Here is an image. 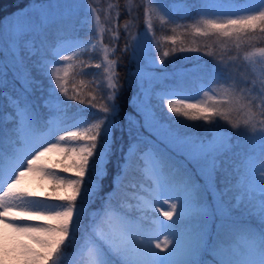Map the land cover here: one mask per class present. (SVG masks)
Listing matches in <instances>:
<instances>
[{"label":"snow or ice","instance_id":"obj_1","mask_svg":"<svg viewBox=\"0 0 264 264\" xmlns=\"http://www.w3.org/2000/svg\"><path fill=\"white\" fill-rule=\"evenodd\" d=\"M83 2L87 4V0ZM142 4L146 30L137 35L129 32L131 59L137 65L131 83L126 92L122 91L124 84L116 71V59L106 55V64L96 62V68L103 67L111 91L101 94L102 105L98 106L97 101L86 106L95 109V114H88L86 108L72 111L69 101L77 97L68 94L60 76V62L79 58L82 50L94 51L102 36L91 22L98 20L94 6L88 4L91 19L84 22L85 35L77 36L78 42L74 41L67 52L53 49L50 57L41 54L37 58L35 44L25 48L30 31L43 30L47 10L43 20L39 14L35 21L29 17L18 30L5 31L0 22V57L7 49L13 60L11 67L0 60V96L5 95L2 89L9 73L23 93L8 97L12 111L8 113L11 127L7 132L0 117V264H63L68 247L81 234L84 241L81 251L87 253L89 264H224L225 253L234 257L231 264H264V127L257 129L251 121H245L244 130L251 127L249 135L261 143L258 164L253 161L245 165L240 173L243 179L235 183L228 182L225 176L223 189L218 187V178L231 136L217 137L216 128L209 129L211 136L198 137L174 129L169 123L168 142L157 137L151 144L129 130L126 146L119 145L115 136L119 124L123 139L121 121L155 136L154 129L163 128L170 118L158 115L154 99L160 103L166 101L167 112L172 117L204 121L207 125L216 124V118L224 115L217 104L235 103L258 115L264 124V79L257 88L254 81L238 78L240 66L226 62L223 57L214 58L211 66L200 69L216 86L210 89L211 103L189 102V97L176 92L161 95L146 86L145 81L151 76L144 71L148 64L156 65L153 53L159 52L151 23L153 10L164 15L163 22L172 25L173 32L184 28L197 36L239 40L257 30L264 33V0L248 6L234 4L232 0H203L195 6L200 11L192 23L169 15L162 0H142ZM111 7L119 12L118 5ZM126 10L131 16L132 10ZM115 38H119L118 33ZM171 43L175 45L176 39L172 38ZM127 49L126 43L124 51ZM178 50L199 52L191 47ZM169 55V51L162 53V57ZM258 56L254 63L264 65V49ZM88 60L91 62L93 57L89 55ZM164 63L163 58L159 59V65ZM67 75L64 70V76ZM44 79L50 90L43 107L49 113H59L65 121L63 128L49 127L47 139L43 138L42 129L50 125L53 116H45L31 99L37 91L43 93ZM216 88L222 90L225 99H215ZM202 91L205 97L209 96V91ZM125 94L131 111L121 115ZM129 116H133L134 124L128 120ZM136 116L141 119L136 120ZM52 153L59 154V161L42 163ZM133 164L141 171L147 169L151 179L150 198L141 200L136 219L122 205H114L109 199L117 191V179ZM109 165H112L110 179ZM33 173L53 182L43 201L36 199L38 193L20 187L25 177ZM68 173L72 175H64ZM97 200L99 207L91 208ZM161 204L167 208L162 209ZM154 213H159L163 220ZM248 220H253L256 227L249 226ZM145 222L153 227L145 229Z\"/></svg>","mask_w":264,"mask_h":264},{"label":"trees","instance_id":"obj_2","mask_svg":"<svg viewBox=\"0 0 264 264\" xmlns=\"http://www.w3.org/2000/svg\"><path fill=\"white\" fill-rule=\"evenodd\" d=\"M33 0H0V22L5 20L7 16L16 13L21 9H25L28 7L30 2ZM128 0H116L118 8L121 13L120 24L125 22L126 15V4ZM170 0H167L169 2ZM174 2H178L181 0H173ZM185 1L186 5L189 7V13L181 14L179 11L174 12L170 10L169 15H172L175 19H181L186 23H192L193 17L200 11L196 5H199L203 2V0H182ZM234 4L241 6L254 5L258 0H232ZM139 16H138V26L143 27L144 22V12L141 7L139 8ZM166 18L161 16L160 14L157 17L153 18V30L156 41H158L159 52L156 53L158 59L163 58L165 60V66L167 69L172 68H180L181 66H185V64L194 62L198 64L197 67L196 80L200 82L202 85L214 87V84H211L208 77L204 72L200 69L205 65L211 66L215 60H219L221 57L226 62H230L235 65H239L241 68V72L239 73L238 78H243L249 81H254L256 87H260L261 79H264V73H261L258 68L252 66L248 59L245 60V57L249 55L250 52L255 50L264 48V33H260L258 30L255 33H251L249 35L242 36L239 40L235 37H217V36H208L202 37L195 35L190 29L185 30L184 28H177L175 32L172 31V25L163 22ZM79 21V14H72L69 17L61 18L59 20H54L50 22L47 26L43 28L39 33H31L30 32V40L32 41V45L35 44L38 53H45L46 55H51V49L58 43L62 38L72 37V36H82L81 33L85 35L87 29L82 25L80 27L81 22ZM78 29V31H77ZM80 29V30H79ZM176 39V44L173 45L171 43V39ZM126 43L128 44L127 51H124ZM180 47H191L198 48L199 55L197 59L191 60H183V53L179 52ZM27 49V46H25ZM163 51H169L170 55L168 57H162ZM205 52L211 53V55H204ZM25 57H27V51L24 52ZM83 60L89 61L88 57L91 55L93 60L91 62H99L100 63V54L96 49L94 52L84 51L78 54ZM117 57V67L116 71L118 73L120 82L124 84V89L122 91L127 90L129 83H131L130 79V70L135 67V63L131 59V52L129 43L125 41L124 38L120 39V43L118 46V50L116 52ZM189 59V58H188ZM11 67L10 65H8ZM92 74H95L96 80L98 81V89L96 92L92 93L88 98L84 100V103L79 104L77 108L85 109L88 104H96L99 101L98 106L104 103L103 100L100 99L102 93L107 92L106 85V77L102 68H93ZM198 74V75H197ZM177 79V78H176ZM175 78L165 79L156 83L155 86L159 87V89H167L169 88L170 82L174 84L177 83ZM181 80L185 82L187 86L192 84L191 75L188 74L184 77H181ZM176 82V83H175ZM195 88L197 89L200 86L199 83H194ZM216 87V86H215ZM5 93L4 96H0V117L4 119L3 130L7 132L11 125L8 123L10 117L8 113L12 111L9 106L8 97L11 95H23L21 89L18 84L15 83L13 79L12 73H9L7 76V80L5 82V87L2 89ZM157 92L156 90H154ZM158 93V92H157ZM162 95V94H161ZM93 96L96 97V100H93ZM39 92L37 91L31 97L32 101L39 105ZM123 103V112L131 111L127 105V95L125 94L122 97ZM154 104H157V113L159 116H167L170 119L167 121V124H171V127L174 129H179L181 132L190 134L192 136L198 137H209L211 136L210 128L220 129L222 131L228 132L231 136V143L227 146V151L223 156V171L218 178V187L221 189L224 188L225 181L224 177H227L228 182L235 183L237 179H243L240 175L242 168L245 165H251L253 161H256L258 164V158L261 151V143L259 139L254 138L249 135V132L252 131V128L249 127L248 131H245V121H251L256 125V128L264 127V124L260 123V117L258 115H254L250 112L246 107L242 105L233 104H218L217 108L224 113L223 116L216 118V124L207 125L204 121H191L184 117L175 118L172 117V114L167 112L166 101L163 103L158 102L156 99L153 100ZM40 110V108H39ZM41 111V110H40ZM88 114H95V109L86 108ZM237 112V113H236ZM124 123V136L121 139L120 125H117V131L115 133L117 142L119 145L126 146V142L129 139L127 133L131 128L128 127L127 123ZM233 124L238 125V128H233ZM44 128L42 129V131ZM144 130V129H143ZM133 132V131H132ZM145 134L149 135L147 131ZM134 133V132H133ZM147 143L151 144L154 140H150L148 138L142 139ZM159 146V145H157ZM143 147V145H141ZM120 153L117 152V156ZM56 161H59L56 160ZM112 165H109V179L111 178ZM71 175V173L64 174ZM145 170L141 171L135 167V164L128 170V172L120 178L121 184L120 192L117 190L109 199L113 202L114 205H122L123 210L126 211L133 219L138 218L140 215L139 212L136 211L137 206L141 203L138 199L140 193L146 192L145 189L141 187L143 182L149 183L145 178ZM54 185L52 184V187ZM51 187V188H52ZM122 187V188H121ZM51 190V189H50ZM36 199L43 201L45 199L44 195H38ZM100 201L97 200L91 208L99 207ZM91 208L89 209L91 211ZM149 215H153L150 213ZM154 215L158 216V213H154ZM87 223V219L85 220ZM248 224L251 227H256V223L253 220H248ZM144 225L147 228L153 227L148 222H145ZM82 236H78L73 241L72 245L68 247L66 254L71 257V253L75 251L76 248L79 249L77 245L82 243ZM75 247V248H74ZM68 256V257H69ZM233 256L227 253L224 264H231ZM73 264H89V258L87 255L82 254L79 258H76Z\"/></svg>","mask_w":264,"mask_h":264},{"label":"rangeland","instance_id":"obj_3","mask_svg":"<svg viewBox=\"0 0 264 264\" xmlns=\"http://www.w3.org/2000/svg\"><path fill=\"white\" fill-rule=\"evenodd\" d=\"M162 3L166 6L165 11L170 13L171 11L174 12H180L181 14L184 13H189V7L186 5L185 1L181 2H174L173 0H170L167 2V0H162ZM88 4H91L97 9V14H98V20L97 19H91L90 15L88 13ZM110 5H117L116 0H87V4L83 2V0H33L30 2L28 7L23 9V11H17L16 13H13L5 20L2 21L3 26L5 31L8 30H18L19 27L24 23V21L31 17L33 21L36 20L37 14L40 15L41 19L43 20L45 11L47 10L48 12V18L46 21H44V27L50 24V22L54 20H59L61 18L69 17L72 14H79V21L81 22L80 27L85 26L84 22L86 20L91 19L92 24L102 32V36L99 40V42L96 43L95 50H98V53L100 54V63L106 64L107 62L104 60V57L107 55L109 59H116V52L118 50V46L120 43V39L124 38L126 42L129 43L130 47V52L132 54V49H131V38L129 36V32L132 35H137L140 33H144L146 30V19L144 16V22H143V27L138 26V16H139V8L143 9V4L142 0H128L126 4V9L130 8L132 10V15L129 16L128 11L126 10V17H125V22L123 24H120V18H121V13L120 10L117 12L116 7H111ZM144 12V11H143ZM161 15L162 17L164 16L162 13H160L158 10H153V13L151 15V23L153 26V18L157 17V15ZM127 23L128 29L126 31L125 29V24ZM80 30V29H79ZM41 30L37 29L34 31V33H39ZM78 31V29H77ZM33 33L32 31H30ZM118 33L119 38L116 39V34ZM154 33V30H153ZM84 33H81L83 37ZM152 34H149L151 36ZM77 36H72V37H66L62 38L56 45L51 49H57L58 51L61 52H67L68 49H71L74 46V41ZM26 40L28 43L26 44L27 48L32 47V41L30 40V35L26 37ZM78 42V41H75ZM114 46V50H113ZM264 49V48H263ZM94 50V51H95ZM259 50H255L253 52H250L248 57L249 63L254 66L255 68H258L261 73H264V65L254 63L255 60L259 59L258 53ZM84 51H91L94 52L93 50H82L81 52ZM20 50L17 49V55L19 56ZM44 54L45 56H51V55H46L45 53H38L37 52V58L41 55ZM79 54V53H78ZM156 56L157 63L156 65H151L148 64L144 71L147 75L151 76V79H148L145 81V84L147 87H149L152 90H156L159 94H164L165 92H176L181 95L187 96L190 98L189 102H198V100H205L209 103L212 102L210 99L213 96L212 91L210 90L211 86H205L202 85L200 82L196 80V75L195 73L197 72V66L198 64L191 62L188 64H185V66H181L180 68H170L167 69V67L164 65H159V59L156 55V52L154 50L153 53ZM199 55L197 52H184L183 53V60H191L196 58ZM79 58L73 57V59H70L68 61H62L60 62L62 65V69L60 72V76L63 77L61 83L64 84V86L68 90V94L70 96H76V100H71L69 103L72 105V111L74 112L77 107L79 106L78 101L82 100L84 101L86 98H88L92 93L96 92L98 89V81L96 80L95 75L92 74V69L95 68L94 64L97 62H90L83 60L79 55ZM189 58V59H188ZM0 60L3 61L4 64L12 66L13 60L11 53L8 52L7 49H5V54L0 57ZM29 64L31 61H27ZM118 65V63H117ZM137 67L135 64V67L130 70V79L132 78V72L133 70ZM64 70H67L68 75L65 77L64 76ZM87 73V74H86ZM190 74L191 75V80L192 84L190 86H187L185 82L181 80V77H184L186 75ZM198 75V74H197ZM171 78H177V83L174 84L173 82H170L171 85H169V88L167 89H159V87L155 86L156 83H159L160 81L163 80H171ZM194 83H199L200 86L197 87V89L194 86ZM106 85H107V80H106ZM215 87V86H214ZM203 90L209 91V96L205 97ZM50 90V85L47 81V79L43 80V93L39 92V108L42 113H44L45 116L52 115L53 119L50 122V125L48 127L44 128L43 133V138L47 139V133L49 131V127L51 128H63L65 125L64 117L60 115L59 113H49L46 108L43 107V101L44 99L47 98L48 92ZM111 91L107 87V92ZM217 95L215 96V99L217 100H223L226 97L224 96L223 92L221 89L216 88ZM61 99H64V97L61 95ZM218 105V104H217ZM237 113V112H236ZM136 120L141 119L139 116L135 117ZM128 120H133V124L135 123V120L133 119V116H129ZM130 128V126L128 125ZM167 127L168 124L166 123L163 128L157 127L154 129L155 131V136H150L145 134L143 128L137 129L136 127H131V131L134 133L140 135L141 139L148 138L150 140H156L158 137L159 140H164L165 142L167 141ZM218 131L216 132L217 137H229L230 134L228 132L222 131L220 129H217ZM148 132V131H147ZM149 134V132H148ZM212 135V134H211ZM60 159L59 154L52 153L49 154L48 157L44 158L42 163L44 164H52L53 162H56V160ZM145 170V178L146 180L149 181L143 182L141 187L145 189L146 192L140 193L138 196V199L141 200L143 198H150L149 197V191L148 189L151 187V179H150V174L148 173L147 169ZM72 175V174H71ZM69 175V176H71ZM118 185L121 184L120 178L117 179ZM53 182L47 179H42L39 174L33 173L29 174L27 177L24 179V183L20 186L23 189H27L28 191H34L38 193L39 195H44L45 192L50 191L52 187ZM122 188V187H121ZM117 190L122 192L120 190V186H117ZM162 209H166L167 205L161 204ZM158 217L160 220H163L162 216ZM21 223H47L46 221H18ZM166 222V221H165ZM145 229H151L147 228L144 225ZM9 231L10 235H13L10 230ZM161 239L163 237H160ZM83 243V239H82ZM79 247L75 249L74 252L71 253V257L68 254H65V256L62 258L63 264H73L76 260V258H79L82 254L87 255L85 251H81L82 249V244L77 245ZM75 248V247H74ZM69 256V257H68ZM88 256V255H87ZM227 256V253H225L222 256V260L225 261ZM89 258V257H88Z\"/></svg>","mask_w":264,"mask_h":264}]
</instances>
